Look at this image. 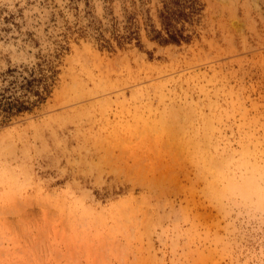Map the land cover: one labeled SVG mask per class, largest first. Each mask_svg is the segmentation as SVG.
<instances>
[{
  "label": "rangeland",
  "instance_id": "1",
  "mask_svg": "<svg viewBox=\"0 0 264 264\" xmlns=\"http://www.w3.org/2000/svg\"><path fill=\"white\" fill-rule=\"evenodd\" d=\"M202 2L190 44L108 51L77 29L129 0H0V91L56 72L0 125V264H264V0Z\"/></svg>",
  "mask_w": 264,
  "mask_h": 264
},
{
  "label": "trees",
  "instance_id": "2",
  "mask_svg": "<svg viewBox=\"0 0 264 264\" xmlns=\"http://www.w3.org/2000/svg\"><path fill=\"white\" fill-rule=\"evenodd\" d=\"M129 1L132 5L130 10L122 7L121 31L118 24L109 26L89 17L86 25L77 29L79 38L93 39L100 50L108 51L112 50L111 40H115L121 48L133 42L137 47H142V29L150 41L162 47L188 45L196 38L195 28L199 26L204 10L202 0H157L160 5L156 13L159 27H156L149 9H146L145 3L148 0ZM121 2L123 4L126 0ZM108 33L111 38L107 37ZM58 57L56 55L55 58ZM24 73L21 81H10L0 91V125L9 123L15 117L32 113L53 92L56 81L53 66L43 61L25 69Z\"/></svg>",
  "mask_w": 264,
  "mask_h": 264
}]
</instances>
